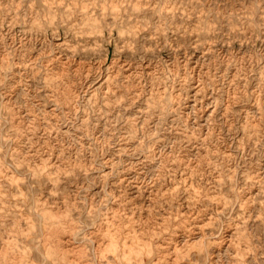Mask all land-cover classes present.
I'll list each match as a JSON object with an SVG mask.
<instances>
[{
  "label": "clouds",
  "instance_id": "1",
  "mask_svg": "<svg viewBox=\"0 0 264 264\" xmlns=\"http://www.w3.org/2000/svg\"><path fill=\"white\" fill-rule=\"evenodd\" d=\"M0 264H264V0H0Z\"/></svg>",
  "mask_w": 264,
  "mask_h": 264
}]
</instances>
